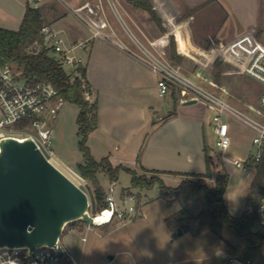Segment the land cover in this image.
Returning <instances> with one entry per match:
<instances>
[{
	"label": "crops",
	"instance_id": "crops-1",
	"mask_svg": "<svg viewBox=\"0 0 264 264\" xmlns=\"http://www.w3.org/2000/svg\"><path fill=\"white\" fill-rule=\"evenodd\" d=\"M86 1L0 0V27L19 29L30 4L44 8V25L59 31L68 43L88 40L87 48H79L78 53L84 58L86 79L93 100L97 102L98 125L88 138V145L97 160L107 157L113 166H124L139 174L142 171L156 173L168 186L193 177L189 174L205 173L210 154L206 144V116L195 110L199 101L185 104L175 92L169 93L174 110L165 113L166 100L155 101V98L162 97L158 89L159 75L139 50L127 42L132 50L105 38L90 40L89 28L70 10V6ZM117 1L130 22L126 25V36L150 40L158 49H164L162 40L169 35L178 38V33L187 44L188 39L207 38L236 39L243 44V40L250 38L251 44L254 42L252 47H264V0H150L166 31L156 24L147 10L128 0ZM110 23L113 25L111 19ZM174 111L175 114L170 116ZM227 190L228 187L226 204L233 215L240 216L247 208L248 195L245 207H232ZM260 206L262 218L256 229L264 232V200ZM193 216L196 220L201 218L199 212ZM204 224L207 229L198 231L199 234L211 230L209 224ZM73 237L67 235L64 241L76 256ZM219 237L223 242L211 254L219 264H231L233 260L242 264H260L262 261L260 258L247 261L234 243Z\"/></svg>",
	"mask_w": 264,
	"mask_h": 264
},
{
	"label": "rangeland",
	"instance_id": "rangeland-1",
	"mask_svg": "<svg viewBox=\"0 0 264 264\" xmlns=\"http://www.w3.org/2000/svg\"><path fill=\"white\" fill-rule=\"evenodd\" d=\"M118 8L119 18L114 15L110 8L107 9L113 23L111 25L119 31L125 42L138 50L135 43L136 38L132 35L131 38L126 36V25H130V22L119 5ZM164 28L167 30L166 27ZM172 36L179 56L178 60L171 58ZM179 36L185 49L180 48L178 38L169 35L162 40L164 49L161 47L159 49L162 54L180 65L182 71L200 86L218 93L246 114L258 118L257 114L251 111V107L258 104L261 84L252 77L241 74L237 64L248 61L254 54L255 48L252 47L254 42L251 44L250 38L243 40V44H239V40L236 41V39L207 38L204 40L188 39L189 44H187L180 33ZM140 39L145 46L152 49L149 44L150 40ZM90 40L92 39L90 38ZM39 49L40 46L37 50ZM217 60L221 61L218 66L216 65ZM15 71L20 76L22 75V70L15 69ZM175 93L177 94L176 97L182 100L181 92L176 91ZM84 96L90 104L94 102L91 92H88L87 89ZM164 100L167 102L164 112L173 111V99L170 94H167L165 99L163 97L155 98L157 103ZM204 106L199 101L195 105V110L197 113L206 116L208 153L218 166L213 171V178L207 179V182L209 185H214V179L218 172L227 171L229 173L227 190L229 203L232 207L243 208L257 172L256 168L249 166L246 169H239L223 161L211 125L213 112ZM79 111L80 109L75 103L64 102L57 119L53 123L51 144L57 158L65 161L78 174L76 163L84 160L83 153L78 146L79 136L76 119ZM232 126L233 144L227 152V156L232 159H245L249 152L256 150V146H253L254 133L239 121L233 122ZM138 175L146 176L147 179L161 178L156 173L145 171L138 173ZM98 177L108 194L112 183L109 176L100 171ZM198 179V177H187L184 180L197 182ZM178 185L177 183L171 186L176 187ZM80 186L89 194L91 199L93 189L91 183L84 179ZM113 190L117 206L128 210L133 205L134 213L126 218L114 217L111 222L91 225V228H88L86 223L77 221L75 224H68L64 229L61 237L63 242H65L64 238L67 235L72 234L74 236L72 242H74L75 257L82 264H219L216 262V258L211 255L216 251L217 245L223 242L219 236L230 243H234L239 254L243 252L247 244L246 237H239L235 230L224 222L221 223L220 229L217 231L211 228L208 232L199 234L201 221L210 225L208 199L202 189L186 186L181 195L171 205H168L167 199L161 195V187L158 182L151 188L133 187L132 175L121 169ZM129 191L132 195H129ZM198 212L201 214L200 220H196L193 216ZM173 215L179 220L172 229L166 220ZM83 237H86L85 241H83ZM110 256H113V259L110 260Z\"/></svg>",
	"mask_w": 264,
	"mask_h": 264
},
{
	"label": "built area",
	"instance_id": "built-area-1",
	"mask_svg": "<svg viewBox=\"0 0 264 264\" xmlns=\"http://www.w3.org/2000/svg\"><path fill=\"white\" fill-rule=\"evenodd\" d=\"M108 8L119 18L117 0H88L81 5L70 6L76 17L89 28L91 39L98 37L109 39L122 48L132 50L112 27ZM42 33L46 45L69 73H76L78 67L84 66V58L77 50L87 48L88 40L75 44L68 43L61 33L50 25H44ZM135 43L140 55L159 75L160 96L165 97L169 93L179 91L183 96L182 100L197 99L212 110L213 132L226 164L246 169L249 166L256 168L264 161V47H256L248 61L237 63L241 74L248 75L261 84L258 104L251 107V111L257 114L258 118H255L218 93L200 86L182 71L180 65L166 58L155 43L149 42L152 49L137 38ZM64 102L65 99L52 83H29L10 66L0 62V140L7 136L20 138L29 136L48 158L56 156L51 148L53 123ZM235 121L249 127L254 133L253 146H256V150L249 152L245 159H232L227 156L233 144L232 124ZM115 183V181L111 183L106 196L107 207L92 213L99 219V225L103 221L111 222L114 217L126 218L135 211L133 205L128 210L117 206L113 190ZM107 212L105 218L103 215ZM87 225L91 228L90 224ZM85 240L86 237H83V241ZM0 264H82V262L76 259L61 238L56 246L44 245L31 252L27 248L2 246Z\"/></svg>",
	"mask_w": 264,
	"mask_h": 264
},
{
	"label": "trees",
	"instance_id": "trees-1",
	"mask_svg": "<svg viewBox=\"0 0 264 264\" xmlns=\"http://www.w3.org/2000/svg\"><path fill=\"white\" fill-rule=\"evenodd\" d=\"M128 1L137 7L147 10L156 24L163 31H166L163 27L162 19L158 16L150 0ZM43 27L44 8L28 4L19 29L13 30L0 27V62L10 66L13 70H22V76L29 83H52L65 101L78 105L80 109L76 119L79 136L78 146L83 153L84 160L77 163L76 167L79 174L89 181L93 187L91 192V212L97 213L107 207V192L98 177L100 171L107 173L110 181L114 182L119 178L120 170L124 169L132 175L133 187L151 188L158 182L161 187V195L167 199L168 205H171L181 195L186 186L202 189L205 191L208 199L210 228L217 231L220 229L222 222L226 223L235 230L238 236L246 237L247 244L243 249L245 259L251 261L260 258L263 263L264 232L256 228L261 222L259 211L261 209L260 205L264 200V161L256 167L257 172L253 178L247 197V208L240 216H235L225 201L229 173L225 170L219 171L215 177L214 185L211 186L207 182V179L213 178V171L218 167L210 155L207 157V169L205 173L189 174V176L198 177L197 182L183 180L176 187L168 186L162 178L154 177L147 179L146 176H139L133 169L124 166H113L107 157L97 160L88 145V138L91 131L97 128L98 108L96 101L90 104L84 96L86 89L88 92H91L90 85L86 79V69L84 66H80L77 68L76 73H69L52 53L51 48L46 45L42 33ZM171 40V58L178 60L179 56L176 52L173 36ZM178 40L180 48L184 50L185 47L179 33ZM39 46L40 49L37 50ZM220 64L221 61L217 60L216 65ZM217 78H219V75H217ZM173 114H175V111L170 116ZM129 195H132L131 191H129ZM178 220L173 215L167 218L166 221L169 227L173 229ZM76 222H71L70 224H75ZM205 229H207V226L201 223L199 231L203 232Z\"/></svg>",
	"mask_w": 264,
	"mask_h": 264
},
{
	"label": "water",
	"instance_id": "water-1",
	"mask_svg": "<svg viewBox=\"0 0 264 264\" xmlns=\"http://www.w3.org/2000/svg\"><path fill=\"white\" fill-rule=\"evenodd\" d=\"M91 204L89 194L55 166L31 137L0 140V247L31 252L56 246L71 222L99 225ZM259 214L262 218V210Z\"/></svg>",
	"mask_w": 264,
	"mask_h": 264
},
{
	"label": "bare ground",
	"instance_id": "bare-ground-1",
	"mask_svg": "<svg viewBox=\"0 0 264 264\" xmlns=\"http://www.w3.org/2000/svg\"><path fill=\"white\" fill-rule=\"evenodd\" d=\"M50 161L57 166L60 170H62L68 177H70L76 184L80 185L84 181V179L76 173L74 170H72L70 167L65 165L60 159H58L56 156H52L49 158ZM108 212L103 215L105 218L107 216ZM99 220V219H97ZM107 221H103L102 223H106Z\"/></svg>",
	"mask_w": 264,
	"mask_h": 264
}]
</instances>
